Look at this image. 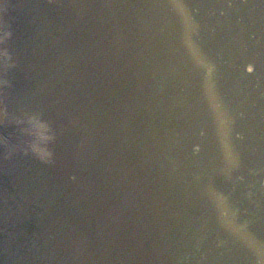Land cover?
<instances>
[{"label":"rangeland","instance_id":"1","mask_svg":"<svg viewBox=\"0 0 264 264\" xmlns=\"http://www.w3.org/2000/svg\"><path fill=\"white\" fill-rule=\"evenodd\" d=\"M0 43V264H264V0H0Z\"/></svg>","mask_w":264,"mask_h":264},{"label":"clouds","instance_id":"2","mask_svg":"<svg viewBox=\"0 0 264 264\" xmlns=\"http://www.w3.org/2000/svg\"><path fill=\"white\" fill-rule=\"evenodd\" d=\"M28 123L33 127H40L44 129V131L41 133V138L44 141L43 144L39 142H34L32 144V150L35 151L37 154L41 155L42 157H48L51 155V150L47 147V141L52 139L54 136V133L49 131L50 125L47 124V122L42 121L37 114H33L28 118Z\"/></svg>","mask_w":264,"mask_h":264},{"label":"bare ground","instance_id":"3","mask_svg":"<svg viewBox=\"0 0 264 264\" xmlns=\"http://www.w3.org/2000/svg\"><path fill=\"white\" fill-rule=\"evenodd\" d=\"M0 46H1V43H0ZM1 49V48H0ZM243 129H245L246 128V124H243L242 126H241Z\"/></svg>","mask_w":264,"mask_h":264}]
</instances>
